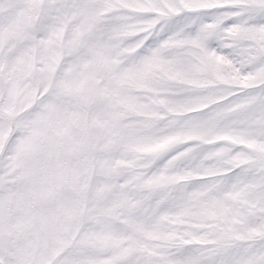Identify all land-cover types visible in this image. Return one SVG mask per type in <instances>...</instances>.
I'll return each instance as SVG.
<instances>
[{"label":"snow or ice","instance_id":"1","mask_svg":"<svg viewBox=\"0 0 264 264\" xmlns=\"http://www.w3.org/2000/svg\"><path fill=\"white\" fill-rule=\"evenodd\" d=\"M0 264H264V0H0Z\"/></svg>","mask_w":264,"mask_h":264}]
</instances>
